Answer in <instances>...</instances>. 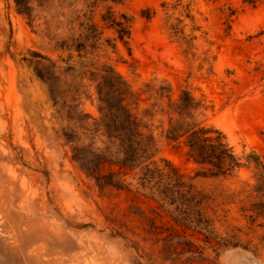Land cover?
<instances>
[{
  "label": "rangeland",
  "instance_id": "1",
  "mask_svg": "<svg viewBox=\"0 0 264 264\" xmlns=\"http://www.w3.org/2000/svg\"><path fill=\"white\" fill-rule=\"evenodd\" d=\"M28 1L23 15L0 0V264H264L253 165L211 177L162 139L142 184L145 171L119 170V120L102 118L87 81L109 66L134 114L153 102L148 82L174 100L189 90L237 157L264 162V0ZM90 11L101 45L78 59L58 46L75 30L69 16ZM108 11L131 17L126 44L102 21ZM47 60L54 101L35 75Z\"/></svg>",
  "mask_w": 264,
  "mask_h": 264
},
{
  "label": "trees",
  "instance_id": "2",
  "mask_svg": "<svg viewBox=\"0 0 264 264\" xmlns=\"http://www.w3.org/2000/svg\"><path fill=\"white\" fill-rule=\"evenodd\" d=\"M114 4H123L127 0H102ZM19 13L27 15L29 10L28 0H14ZM185 19L193 23L189 5L182 7ZM102 21L112 29L117 39L126 44L130 37L132 19L125 13L118 17L108 11ZM69 28L73 35L67 38L69 44L62 41L58 46L61 50L76 53L78 59H84L91 55L89 51L98 50L101 45L102 33L93 22L91 11L89 14H73L68 18ZM169 30L173 35L180 34L186 40L184 27L179 31L177 27L170 25ZM194 30V29H193ZM195 40L192 36L188 41ZM44 59L41 56H38ZM74 66L70 67L71 72ZM95 72L88 70L87 81L94 85L98 111L102 118L119 120V170L141 172L139 180L142 184L150 182L152 177L150 165L153 157L158 153V144L164 140L168 144L182 145L187 149V157L201 170H206L211 177H221L232 174L240 168L253 165L257 175L256 192L260 199H264V162L261 157L249 153L243 158L237 157L228 145L224 135L212 127H206L201 117L207 109L201 100L196 99L189 90H182L177 99L171 97V87L167 84L144 85V93L147 100L153 102L144 107L139 113H132L128 108L127 100L134 99V95L126 82L118 76L109 66H102ZM36 77L47 85L52 100L60 88V77L55 70V65L47 60L46 63H38L35 70ZM84 78L86 77L83 73ZM81 77V79H84ZM165 101V102H164ZM136 104V103H135ZM138 104V103H137ZM163 176L161 171H157ZM163 179L160 178L159 183ZM166 186L173 181L166 178ZM176 189L182 184L174 180ZM177 191V190H176ZM182 195V194H179ZM166 198V195H163ZM197 203V202H196Z\"/></svg>",
  "mask_w": 264,
  "mask_h": 264
}]
</instances>
